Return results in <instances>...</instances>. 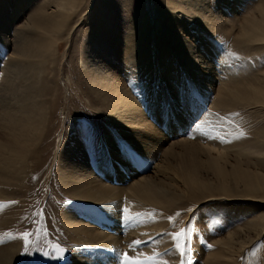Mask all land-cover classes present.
Here are the masks:
<instances>
[{"label": "rangeland", "instance_id": "374dc122", "mask_svg": "<svg viewBox=\"0 0 264 264\" xmlns=\"http://www.w3.org/2000/svg\"><path fill=\"white\" fill-rule=\"evenodd\" d=\"M56 1L0 0V264H264V0Z\"/></svg>", "mask_w": 264, "mask_h": 264}, {"label": "bare ground", "instance_id": "6f19581e", "mask_svg": "<svg viewBox=\"0 0 264 264\" xmlns=\"http://www.w3.org/2000/svg\"><path fill=\"white\" fill-rule=\"evenodd\" d=\"M79 0H64V1H56V12L55 14H50L49 19L51 22H53L56 25H59L61 22H63L64 20L68 19L70 16V10L71 9H75V7H77V2ZM66 17V18H65ZM251 28H253L252 30V34L254 37L255 41H264V3L262 5H259L257 7V13L255 14V16L252 19L251 22ZM44 32L49 34L51 33L50 30L44 29ZM44 39V38H43ZM186 56V55H185ZM188 57V55L186 56ZM186 60V59H185ZM193 58H188L186 60V62L188 63V65H192L193 64ZM103 65H99L97 68V70H100ZM108 107V106H107ZM110 108V109H109ZM108 110L115 116V102L113 103V105L111 107H108ZM123 126H127L128 127V121H123ZM136 128L135 126L133 127V129ZM117 160L120 161V158L117 157ZM117 162V161H116ZM119 163V162H118ZM218 166V165H217ZM239 165L235 168V172L234 175L235 177H238L240 179H243L245 182V189L250 193L252 191H254L256 189L257 184L255 183V180H253L254 178L252 176H250L249 174L240 171L241 169L238 168ZM215 170L219 171L221 177H225L226 172L223 171L221 168L219 167H215ZM155 176L158 175H162L163 173V166L160 165H156V169H155ZM12 172H8L7 175L11 174ZM168 175V178H173L169 173L166 174V176ZM159 178V177H157ZM256 179H259L258 177H255ZM188 180V183L190 185H198L197 183L194 182V180L192 179V173L188 174V178H186ZM154 179L152 178H146L144 179L143 182V190L145 192H148L151 194L152 197H157L159 196V194L161 192L158 191H153L152 188L154 186ZM86 181H88L91 186L94 187L93 189V198H103V195H111L112 196V188L110 186L107 185H97V184H93L92 179H89L88 177H86ZM175 181L176 178H175ZM259 185L264 186V180H261ZM89 195V192H88ZM105 197V196H104ZM72 230H76L77 234H79V232H84L85 235L89 236V237H93V238H97V236H99L100 233L96 232V233H90L88 232V228H90L89 226H85L82 225V227L78 226V225H73ZM85 228V229H84ZM98 239V238H97Z\"/></svg>", "mask_w": 264, "mask_h": 264}, {"label": "snow or ice", "instance_id": "6c2138e0", "mask_svg": "<svg viewBox=\"0 0 264 264\" xmlns=\"http://www.w3.org/2000/svg\"><path fill=\"white\" fill-rule=\"evenodd\" d=\"M195 127L197 129L200 128L199 124H196ZM81 133H82V139L84 140V142L86 143V145L91 149V151L93 153L99 151L102 153H105L106 155H110V153L108 152V149L106 148V146L104 145V143L99 139L98 133L95 130L94 127H92L91 125L85 124L82 126L81 128ZM117 145L118 148L121 152V154L125 157V159H127L130 163L133 164H138L139 163V157L137 155V153H135L134 150L131 149V147L129 145H127L124 142L121 141H117ZM123 213H125L124 215V219H128L131 220L133 217L130 215H127L128 213V209L124 208ZM139 215V214H137ZM179 215V213L177 214ZM183 231V230H182ZM25 238H27L28 233L24 234ZM173 239L177 242L176 243V248L180 249L181 251V256H182V264H184V257L187 255V253H190L192 251L191 249V242L189 240H185V247H181V233H175L173 234ZM141 243V241H135L133 245H130V247L134 246L135 244H139ZM30 250V246L27 242H25V247H24V254H28ZM61 253H63L65 250L64 249H58ZM45 255H48V253H45ZM63 256L57 257V259H63ZM187 259H191V257H187ZM125 264H129V258L125 257Z\"/></svg>", "mask_w": 264, "mask_h": 264}]
</instances>
